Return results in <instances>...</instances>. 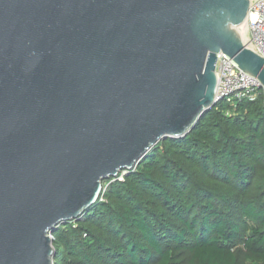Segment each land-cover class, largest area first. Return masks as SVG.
Segmentation results:
<instances>
[{
  "label": "water",
  "instance_id": "95a60500",
  "mask_svg": "<svg viewBox=\"0 0 264 264\" xmlns=\"http://www.w3.org/2000/svg\"><path fill=\"white\" fill-rule=\"evenodd\" d=\"M251 0H0V264H53L50 234L102 182L180 139L216 99L217 56L255 78Z\"/></svg>",
  "mask_w": 264,
  "mask_h": 264
},
{
  "label": "trees",
  "instance_id": "16d2710c",
  "mask_svg": "<svg viewBox=\"0 0 264 264\" xmlns=\"http://www.w3.org/2000/svg\"><path fill=\"white\" fill-rule=\"evenodd\" d=\"M52 232L53 264H264V96L219 101Z\"/></svg>",
  "mask_w": 264,
  "mask_h": 264
},
{
  "label": "built area",
  "instance_id": "2783aa9c",
  "mask_svg": "<svg viewBox=\"0 0 264 264\" xmlns=\"http://www.w3.org/2000/svg\"><path fill=\"white\" fill-rule=\"evenodd\" d=\"M249 19L246 21V35L242 34L243 43L255 53L264 58V0H251ZM217 77L216 99L228 103H237L242 100H253L257 98L262 89L255 78L243 73L231 59L223 54L217 56L215 64ZM124 172L116 178L123 180ZM106 186L101 187L99 200L104 202L102 194ZM51 240L53 236L50 234Z\"/></svg>",
  "mask_w": 264,
  "mask_h": 264
},
{
  "label": "rangeland",
  "instance_id": "374dc122",
  "mask_svg": "<svg viewBox=\"0 0 264 264\" xmlns=\"http://www.w3.org/2000/svg\"><path fill=\"white\" fill-rule=\"evenodd\" d=\"M246 24L244 25V31H243V35L245 36L246 35ZM245 37H247V36H245Z\"/></svg>",
  "mask_w": 264,
  "mask_h": 264
},
{
  "label": "bare ground",
  "instance_id": "6f19581e",
  "mask_svg": "<svg viewBox=\"0 0 264 264\" xmlns=\"http://www.w3.org/2000/svg\"><path fill=\"white\" fill-rule=\"evenodd\" d=\"M250 16V15H249ZM248 19H249V17H248ZM245 25V24H244ZM243 31H244V29H243ZM243 34V33H242Z\"/></svg>",
  "mask_w": 264,
  "mask_h": 264
}]
</instances>
